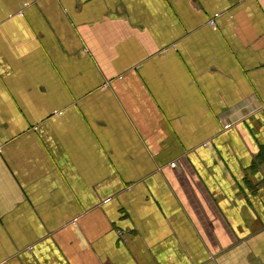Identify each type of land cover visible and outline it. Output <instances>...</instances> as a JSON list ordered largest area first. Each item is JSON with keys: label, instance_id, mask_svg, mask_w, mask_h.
I'll return each instance as SVG.
<instances>
[{"label": "crops", "instance_id": "obj_1", "mask_svg": "<svg viewBox=\"0 0 264 264\" xmlns=\"http://www.w3.org/2000/svg\"><path fill=\"white\" fill-rule=\"evenodd\" d=\"M263 148L264 0H0V264H264Z\"/></svg>", "mask_w": 264, "mask_h": 264}, {"label": "trees", "instance_id": "obj_2", "mask_svg": "<svg viewBox=\"0 0 264 264\" xmlns=\"http://www.w3.org/2000/svg\"><path fill=\"white\" fill-rule=\"evenodd\" d=\"M258 163L260 164L264 163V148L261 150L259 156L257 157V162H255L253 168H257Z\"/></svg>", "mask_w": 264, "mask_h": 264}, {"label": "built area", "instance_id": "obj_3", "mask_svg": "<svg viewBox=\"0 0 264 264\" xmlns=\"http://www.w3.org/2000/svg\"><path fill=\"white\" fill-rule=\"evenodd\" d=\"M220 14H217L216 16H218ZM212 26H215V18L210 22Z\"/></svg>", "mask_w": 264, "mask_h": 264}]
</instances>
